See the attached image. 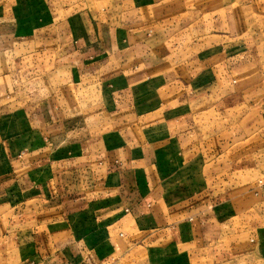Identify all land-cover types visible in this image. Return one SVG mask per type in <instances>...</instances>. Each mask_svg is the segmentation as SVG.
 <instances>
[{
  "label": "crops",
  "instance_id": "obj_1",
  "mask_svg": "<svg viewBox=\"0 0 264 264\" xmlns=\"http://www.w3.org/2000/svg\"><path fill=\"white\" fill-rule=\"evenodd\" d=\"M76 4L56 22L52 0H0L2 261L192 264L213 224L234 215L238 179L233 142H194L196 103L256 85L228 64L241 71L244 16L262 10L256 0ZM76 85L99 91L98 115L66 102Z\"/></svg>",
  "mask_w": 264,
  "mask_h": 264
},
{
  "label": "rangeland",
  "instance_id": "obj_2",
  "mask_svg": "<svg viewBox=\"0 0 264 264\" xmlns=\"http://www.w3.org/2000/svg\"><path fill=\"white\" fill-rule=\"evenodd\" d=\"M76 1L65 0L63 5H57L52 0L56 22L59 16L62 19L78 8ZM256 1L262 11L250 10L244 16L247 35L243 41L247 48L237 57L242 69L235 73L234 63L228 64L232 77L239 76L238 83L252 80L256 85L246 89L247 84L241 96L240 91L222 90L212 100L203 97L196 103V109L202 110L193 116L194 142L212 141L215 146L222 140L226 146L227 142H233L237 151L233 175L238 173V179L230 187L234 197H228L236 206L234 215L220 225L212 223L206 248L193 254L192 264H264V0ZM65 63L68 66L69 62ZM80 88V85L67 87L66 102L75 105V109L79 108V102L81 107L85 103L91 107L92 116L98 115L99 91L91 86ZM250 92L255 96L252 99ZM251 189L259 190L258 194ZM220 200L216 195L213 203ZM0 264H9L2 261L1 254Z\"/></svg>",
  "mask_w": 264,
  "mask_h": 264
}]
</instances>
